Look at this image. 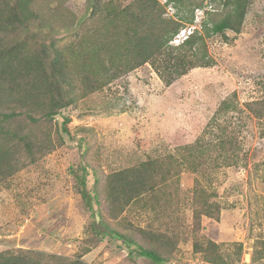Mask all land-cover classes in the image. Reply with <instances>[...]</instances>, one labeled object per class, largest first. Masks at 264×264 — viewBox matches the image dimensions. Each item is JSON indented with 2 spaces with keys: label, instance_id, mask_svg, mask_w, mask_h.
Instances as JSON below:
<instances>
[{
  "label": "rangeland",
  "instance_id": "1",
  "mask_svg": "<svg viewBox=\"0 0 264 264\" xmlns=\"http://www.w3.org/2000/svg\"><path fill=\"white\" fill-rule=\"evenodd\" d=\"M111 1L126 7L135 0H104ZM171 3L173 9L165 8L164 18L180 23L181 32L192 27L201 30L206 24L203 36L213 61L210 67L193 69L167 86L146 64L94 93L73 76L68 91L75 103L53 120L42 118L38 109L29 116L27 109L9 104L20 112L14 130H24L36 144L37 159L28 164L24 149L11 148L13 166L6 168L11 173L0 181V254L42 252L65 257L67 264L78 255L84 264H153L129 257L128 248L117 240L107 238L101 244L92 237L93 222L105 230L101 221L111 229L136 234L137 240L142 238L140 231L172 228L170 232L181 241L176 259L166 264H207L201 254L193 252V243H203L208 235L223 245L221 254L227 264H264V258L252 261L256 242L264 241V0H251L239 35L212 33V26L228 12L222 1ZM32 12L34 20L28 28L4 42L2 38L4 45L8 47L26 30L27 43L32 46L36 36L43 40V32L58 41L60 48L70 43L75 33L82 36L89 32L98 42L102 28L99 17L91 16L90 0H35ZM103 61L111 64L108 55ZM233 94H237L239 114L230 112L218 121L230 126L237 136V146L231 150L240 154L241 163L221 161V152L213 151L206 154L197 172L187 169L185 148L205 132L206 149L210 142L217 144L219 131L212 128L213 118L220 104ZM0 98L7 100L4 95ZM37 101L48 103L44 96ZM65 118L71 120L69 135L61 129ZM59 137L64 145H58ZM151 161L159 162L158 169L169 176L166 194L147 196L140 204L127 207L122 219H115V198H107L109 177ZM178 173L180 177H176ZM195 185L215 194L211 202L222 208L218 222L202 217L196 236L192 233L193 210L202 201L192 199ZM83 190L90 195L91 207L82 198ZM236 244H242V250ZM89 246H93L91 251L82 254ZM59 263L42 258V264Z\"/></svg>",
  "mask_w": 264,
  "mask_h": 264
},
{
  "label": "trees",
  "instance_id": "2",
  "mask_svg": "<svg viewBox=\"0 0 264 264\" xmlns=\"http://www.w3.org/2000/svg\"><path fill=\"white\" fill-rule=\"evenodd\" d=\"M90 1L93 7L91 16L99 17L102 28L97 34V44L91 39L89 32L82 36L75 33L74 37L70 36L73 38L72 41L60 48L58 41L52 40L47 32H43L41 41H38L36 36L32 46L31 43H27L28 30L24 35H19L17 40L10 42L8 47L4 45L2 38L4 42L10 35L21 33L23 28L27 29L29 23L33 22L35 14L32 12V5L35 0H0V96L7 97V100L0 98V181L11 173L10 168L6 169L13 166L11 148L24 149L29 157L28 164L34 163L37 159L36 144L28 135L23 134L24 130L21 133L14 130L13 124L16 123L15 119L19 117L20 112L12 109L9 104L19 106L21 110L27 109L29 116L38 109L42 111V118L53 120L62 110L72 107L75 103V98L70 96L71 92L68 91L72 87L73 76L81 78L86 84L87 91L94 93L120 76L127 75L146 64L152 66L167 86L193 69L210 67L213 64L206 51L203 36L206 24L201 30L196 29L182 45L175 47L171 42L179 34L182 26L178 22L164 18L165 8L158 0H135L126 7L116 6L115 1L108 3L104 0ZM168 1L171 3L174 0ZM250 4L251 0L225 1L224 7L228 12L212 26V33L225 35L230 31L239 35ZM106 55L110 59V65L103 61ZM3 85L9 87L4 88ZM41 96L48 99L46 105L37 101ZM237 101V94H233L225 99L216 111L212 128L215 127L219 131L217 144L210 142V149H206L205 132L194 144L185 148L187 157L185 156L184 162L187 169L197 172L200 163L205 162L206 154L213 151L221 152V161L236 165L241 163L240 154L231 150L237 146L235 141L237 136L233 135L230 126L218 121L219 118L227 117L230 112L239 114ZM31 119L36 122L35 118ZM70 122L69 118H65L61 128L67 135L70 134L68 128ZM58 140V145H64L63 137H59ZM141 165L139 169L124 170L109 177L111 192L107 198L110 196L115 198V219H122L127 207L140 204L147 196L159 198L166 194L164 189L169 187L166 186L169 176L164 174L162 169H158L159 162L151 161ZM176 175L180 177V173ZM82 182L85 185L84 179ZM191 195L193 201H202L201 205L193 210L192 233L196 236L201 230L202 217L218 222L222 208L217 202H211V199L217 196L209 194L204 187L195 185ZM82 198L91 207L90 195L85 190L82 192ZM100 223L105 230L101 231L96 222H93L90 228L91 236L100 239L101 244L107 238L117 240L128 248L129 257L136 256L153 264H166L176 259L175 253L181 240L170 232L172 228L166 232H163L161 227L140 231L142 238L137 240L136 234L111 229L104 222ZM174 223L179 224L178 221ZM203 238V243L194 241L193 252L201 254L207 264H227L221 254L223 245L214 242L212 238ZM256 244L252 261L258 262L264 258V241H258ZM236 245L242 250V244ZM92 247L85 248L82 254L89 253ZM27 254H32L33 258H28ZM42 258L60 261L59 264L68 263V259L62 256L26 251L18 255L1 253L0 264H42ZM69 264H84L82 255H78L77 260Z\"/></svg>",
  "mask_w": 264,
  "mask_h": 264
},
{
  "label": "built area",
  "instance_id": "3",
  "mask_svg": "<svg viewBox=\"0 0 264 264\" xmlns=\"http://www.w3.org/2000/svg\"><path fill=\"white\" fill-rule=\"evenodd\" d=\"M163 3H166V0H161ZM224 1V0H223ZM212 5V4H211ZM211 5L209 6V8L211 7ZM173 9V7L170 5L169 6V10H172ZM192 29H194V27H192ZM192 29L191 30H189V31H182V32H180V34H178L177 36H176V38L174 39V41H173V44L174 45H176V46H178V45H180L181 43H183L184 42V40L187 38V36L192 32ZM247 264H250V263H247Z\"/></svg>",
  "mask_w": 264,
  "mask_h": 264
},
{
  "label": "clouds",
  "instance_id": "4",
  "mask_svg": "<svg viewBox=\"0 0 264 264\" xmlns=\"http://www.w3.org/2000/svg\"><path fill=\"white\" fill-rule=\"evenodd\" d=\"M161 4H162V6L164 7V8H166L167 10H169V6L171 5L172 6V3H169V1L168 0H166V3H163L161 0H158ZM219 1H222V5H224V2L226 1V0H219ZM173 7V6H172ZM195 28V27H194ZM196 30V29H195ZM194 29L192 30V32L187 36V38L185 39V40H187L188 38H189V36H191L193 33H194V31H195ZM199 30V29H198ZM181 32V31H180ZM180 32H179V34H180ZM175 38H176V36H175ZM174 38V39H175ZM174 39H173V41H174ZM185 40H184V42H185ZM173 41L171 42V44H172V46L174 45L173 44ZM183 42V43H184ZM183 43H181L180 45H182ZM180 45H178V46H180ZM174 46H176V45H174ZM150 65V64H149Z\"/></svg>",
  "mask_w": 264,
  "mask_h": 264
},
{
  "label": "crops",
  "instance_id": "5",
  "mask_svg": "<svg viewBox=\"0 0 264 264\" xmlns=\"http://www.w3.org/2000/svg\"><path fill=\"white\" fill-rule=\"evenodd\" d=\"M207 237H208V238H212V239L214 238V237H212V236H210V235H208ZM179 246H180V243H179V245H178L177 248H179Z\"/></svg>",
  "mask_w": 264,
  "mask_h": 264
}]
</instances>
